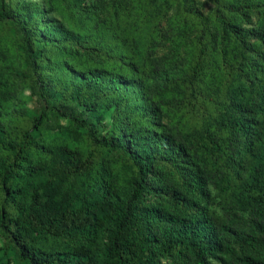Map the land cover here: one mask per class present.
Here are the masks:
<instances>
[{
	"label": "trees",
	"instance_id": "obj_1",
	"mask_svg": "<svg viewBox=\"0 0 264 264\" xmlns=\"http://www.w3.org/2000/svg\"><path fill=\"white\" fill-rule=\"evenodd\" d=\"M180 1L185 13L200 18L198 52L185 84L189 99L198 105L193 117L203 121L207 118L211 121L208 125H217L239 144L237 152L232 154L202 126L201 141L223 157L224 172L214 187L220 194L232 197L238 209L264 218V72L257 84L247 77L250 60L245 48L250 37L264 43V0L257 3L211 0L210 20L219 29L216 48L223 71L220 91L215 94L200 81L214 62L206 46L209 38L206 25L198 12L188 9L190 0ZM19 3V0H0V24L12 21L20 30L29 67L15 75L35 86L44 109L28 127L17 126L8 133L3 125L8 115L3 108L9 101L11 87L8 81L0 83V234L17 261L21 264H159L161 254L173 258L176 253H186L194 264H210L208 258L221 256H224L222 264H264L252 255L239 256L223 242L226 226L206 206H201L208 201L209 191L200 169L193 175L190 197L182 198L177 210L172 211L161 202L143 204L144 199L165 187L154 180L157 162L162 156H178L171 136L152 137L140 124V121L149 124L153 113L152 106L143 112L138 109L148 101L145 67L139 66L138 74L122 75L120 70L93 69L67 60L70 47L83 44L93 45L101 55L111 56L106 52L107 42L137 61L132 36L124 34L119 24L106 26L92 17L89 27L92 32L98 30L92 40L89 29L65 26L53 19L43 20L41 9ZM252 10L260 15L256 32L244 30L230 19L243 17ZM225 88L227 93L222 92ZM255 94L259 97L257 107ZM206 105L213 108L214 114L207 112ZM104 109L110 111L113 127L99 135L97 128H90L89 117L98 118ZM47 111L54 119H68L80 131L84 137L83 149H72L69 141L55 147L41 143L40 130L49 123ZM131 113L136 116L129 136L118 124L131 120ZM81 135L75 134L72 140H79ZM112 152H119V162L108 171L104 160ZM40 153L50 157L53 165L41 168L30 161ZM168 170L177 173L174 164ZM95 171L98 174L91 176L89 172ZM85 173L97 181L94 191L74 193L71 180L80 179ZM122 184L125 195L115 192ZM164 193L171 198L176 195L172 190ZM256 229L264 240V227L256 222ZM61 237L77 240L72 251L65 253L66 258L34 246L42 239ZM80 239L86 243H78ZM96 240L103 242L98 251L92 248Z\"/></svg>",
	"mask_w": 264,
	"mask_h": 264
},
{
	"label": "rangeland",
	"instance_id": "obj_2",
	"mask_svg": "<svg viewBox=\"0 0 264 264\" xmlns=\"http://www.w3.org/2000/svg\"><path fill=\"white\" fill-rule=\"evenodd\" d=\"M244 1V0H240ZM257 3L258 0H252ZM21 3H30L43 11V20H58L65 26H77L88 31L90 39L94 40L97 29L92 32L89 20L97 17L106 26L119 24L134 40L135 52L138 60H132L128 54L120 53L117 48H112L107 42L106 52L101 55L98 48L86 44L70 47V60L72 63L97 69L100 67L120 70L123 74L130 72L138 74L139 66H144L146 81L147 102L138 106L139 112L152 106V115L149 124L143 125L152 137L157 134L169 135L178 148V156H162L157 162L154 180H158L162 188L157 194L144 199L143 204L165 203L172 210L179 208L178 202L182 198H189L192 192L193 175L200 169L205 176L209 199L201 203L226 226L222 235L223 242L227 243L239 256L252 255L264 263V240L256 229V222L264 227V218H259L252 211L237 208L235 201L230 196H224L215 189L214 183L221 178L223 157L219 151L201 141L202 126H205L232 154L238 150V142L222 133L217 125H208L207 118L195 119L198 105L186 92V80L191 64L195 61L198 47L196 37L200 33V18L196 15L185 13L180 0H19ZM188 9L198 12L203 19L209 38L207 50L214 58L209 70L201 78L212 90L211 93L220 91L221 75L223 73L219 64L216 42L219 36L217 25L210 20L213 11L211 0H190ZM244 30L256 32L259 28L260 15L257 11H249L245 16L230 18ZM122 24V26L120 25ZM245 48L249 57L247 77L256 84L264 72V43L255 37L246 40ZM120 59H118V57ZM29 67V61L21 44V32L12 21L0 24V83L8 81L11 92L9 101L3 110L8 118L3 120L4 129L9 133L17 126L28 127L44 109V104L31 82H24L15 73ZM92 69V70H93ZM256 87V89H258ZM257 91V90H255ZM222 92L227 93L226 88ZM222 95V94H221ZM255 107L258 106L259 97L254 95ZM207 112L214 114L213 108L206 105ZM200 113V112H199ZM49 123L40 130L42 144L55 147L69 141L72 149H83L84 137L80 131L66 118L54 119L47 111ZM110 111L101 110L98 118L89 117L90 128H97L99 135L105 134L113 126ZM131 116H136L131 113ZM134 117L123 120L118 125L130 136L133 132ZM75 134L81 135L77 140H72ZM132 136V135H131ZM225 136V138H224ZM68 138V139H67ZM163 144V143H161ZM32 163L39 167L52 166L53 160L44 154L30 158ZM119 162V152L106 154L104 165L109 171ZM177 169L174 174L168 170L169 165ZM91 176L98 174L89 172ZM89 173L80 179L71 180V189L74 193L82 191L93 192V185L97 182L88 177ZM150 178V177H149ZM156 184V183H155ZM172 190L175 197L171 198L164 192ZM115 192L125 195V184L117 186ZM87 194V193H86ZM77 240L74 237L49 238L40 240L35 248L47 253H55L66 258L65 253H70ZM78 243H86L80 239ZM103 242L96 240L92 248L98 251ZM224 256L220 259L208 258L210 264H222ZM159 264H194L192 257L186 253H176L173 258L168 254H161ZM0 264H21L17 261L13 251L0 234Z\"/></svg>",
	"mask_w": 264,
	"mask_h": 264
}]
</instances>
